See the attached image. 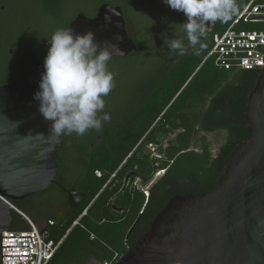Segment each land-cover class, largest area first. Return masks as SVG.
Returning <instances> with one entry per match:
<instances>
[{"label": "trees", "instance_id": "1", "mask_svg": "<svg viewBox=\"0 0 264 264\" xmlns=\"http://www.w3.org/2000/svg\"><path fill=\"white\" fill-rule=\"evenodd\" d=\"M251 1L236 0L238 11L235 16ZM254 2L264 4V0ZM233 19L206 26V36L201 38L205 48L199 56L192 54L191 49L182 57L170 51L160 69L151 72L138 70L136 62L144 51L145 43L142 39H135L137 49L127 58L117 60V86L113 94L125 93L124 89L132 84L133 87L136 84L141 86L142 130L121 155L93 157L90 171L81 183V190L88 196L81 209L71 210L64 219L50 218L53 225L46 227L49 238L59 241L66 237L49 264L100 263L110 259L114 251L124 255L127 241L134 243L144 235L157 214L175 195L214 191L223 182L226 165L252 137L245 120L247 103L261 74L259 71L219 69L213 59L208 58L214 35L226 31ZM237 29L264 31V24L242 23ZM177 38L187 44L184 31ZM110 65L115 68V62ZM168 125L180 132L168 149H160L165 156L150 159L148 155H143L138 163L139 177L145 186L152 181L157 170H166L150 188L149 196L137 190L126 197L118 195L126 174L133 169L131 164L120 173V182L113 189L104 187L134 145L142 138L144 146L157 143L158 134L170 132ZM197 130L199 135H205L196 147ZM217 132H224L226 137L214 153L206 135ZM95 170H102L105 174L97 176ZM91 203L89 216L82 220L85 229L81 226L71 229L73 222ZM112 204L125 205L129 213L118 216L112 212ZM15 206L30 217L23 208ZM12 216L11 230L29 228L19 213L12 211ZM69 229L71 231L67 233ZM90 233L95 234L97 239L92 240Z\"/></svg>", "mask_w": 264, "mask_h": 264}, {"label": "water", "instance_id": "2", "mask_svg": "<svg viewBox=\"0 0 264 264\" xmlns=\"http://www.w3.org/2000/svg\"><path fill=\"white\" fill-rule=\"evenodd\" d=\"M69 28L74 36L92 32L100 50L115 46L122 55L114 57L137 48L121 10L111 6L95 19L80 15ZM41 78L31 72L0 86V237L11 230L12 205L46 191L59 170L62 140L49 136L51 121L34 99ZM245 120L252 137L226 165L223 182L214 191L175 195L144 235L127 241L117 264H264V68ZM85 200L84 194L69 197L74 210Z\"/></svg>", "mask_w": 264, "mask_h": 264}, {"label": "flooded vegetation", "instance_id": "3", "mask_svg": "<svg viewBox=\"0 0 264 264\" xmlns=\"http://www.w3.org/2000/svg\"><path fill=\"white\" fill-rule=\"evenodd\" d=\"M164 5L162 0H0V86L11 85L20 76L31 72L42 74L44 60L50 48L48 41L52 34L60 28L68 29L80 15L95 19L103 6L120 9L129 36L135 41V39H143L141 30L145 28V24L142 22L147 20L145 12H148V8L157 10ZM186 22L187 19L182 18L180 24ZM127 57H113L108 62V70L114 74L115 87L104 98V111L110 113L111 122L104 123L99 133L89 130L84 136L75 133L61 136L62 144L57 148L59 170L55 182L46 191L16 203L24 207L31 220L37 225H46L54 216L67 218L70 211L74 210L69 201L71 195H86L83 206L88 196L81 190V183L90 171L93 157L121 155L139 136L143 124L141 86L136 84L133 87L132 84L127 87L128 89H124L126 86L123 88L125 93L113 94L117 86L116 71L119 65L117 60ZM114 62L115 68L112 69L110 64ZM159 120L160 118L155 124ZM167 128L170 132L158 134L157 143L144 146L142 138L134 145L118 170L108 178L104 187L113 189L120 182V173L131 164L134 165L133 169L126 174L118 195L126 197L131 191L137 190L149 196L150 188L166 170H157L152 181L146 186H141L138 163L143 155L154 159L152 150L149 149L150 145H155L159 152L161 148L166 150L170 147L180 131H175L169 125ZM204 135L203 133L199 135V131H196V147L201 144V137ZM94 174L103 176L105 173L102 170H95ZM132 195L134 197V194ZM112 212L118 216H126L129 210L125 205L112 204Z\"/></svg>", "mask_w": 264, "mask_h": 264}, {"label": "clouds", "instance_id": "4", "mask_svg": "<svg viewBox=\"0 0 264 264\" xmlns=\"http://www.w3.org/2000/svg\"><path fill=\"white\" fill-rule=\"evenodd\" d=\"M171 9L182 12L187 22L179 25L185 33L183 39L166 40L171 53L184 56L189 49L199 56L205 44L206 26L219 21L229 22L237 13L235 0H162ZM50 48L44 60V72L39 91V112L51 121L49 136L60 138L73 133L84 136L89 130L102 131L103 124L111 122L104 111L105 97L115 87L114 74L108 62L122 55L115 46L105 47L94 42V34L73 35L70 28L57 29L49 39ZM99 50V51H98Z\"/></svg>", "mask_w": 264, "mask_h": 264}, {"label": "built area", "instance_id": "5", "mask_svg": "<svg viewBox=\"0 0 264 264\" xmlns=\"http://www.w3.org/2000/svg\"><path fill=\"white\" fill-rule=\"evenodd\" d=\"M233 17V22L226 31L214 35L213 47L208 58H212L214 65L219 69H241L261 73L262 68H264V31L238 30L237 26L242 23L264 24V18H252L264 17V4H257L252 0L238 15ZM149 149L152 150L154 159L163 158L155 145H150ZM98 176L101 175L98 174ZM91 205L92 203L83 209L80 216L73 222L71 229L76 226L84 228L82 220L89 216ZM12 208L24 218L29 228L26 230H9L2 233L0 237V264H49L66 236L59 241L50 239L46 227L48 225L52 226L53 221H48L46 225L41 227L14 205H12ZM29 236L30 238H2ZM90 237L92 240L97 239L93 233H90ZM122 256L118 251H114L110 259L100 263L92 261L90 264H117Z\"/></svg>", "mask_w": 264, "mask_h": 264}, {"label": "rangeland", "instance_id": "6", "mask_svg": "<svg viewBox=\"0 0 264 264\" xmlns=\"http://www.w3.org/2000/svg\"><path fill=\"white\" fill-rule=\"evenodd\" d=\"M148 9V12H145L147 20L142 22V24H145V28L141 30L142 41L145 43V48L137 61L138 63L136 62L137 67L136 64L134 65L138 70H147L146 72H151L160 69L165 63L171 51V49L166 46L165 41L175 39L182 34L183 30L179 25H181L182 18H187L182 12L173 10L167 5L157 10L153 8ZM206 137L211 144V149L215 153L224 143L226 136L224 132H217L208 134ZM140 185L143 186L144 183H140ZM21 208L24 209L23 206ZM54 217L56 218V216ZM39 226L42 227L43 225Z\"/></svg>", "mask_w": 264, "mask_h": 264}]
</instances>
